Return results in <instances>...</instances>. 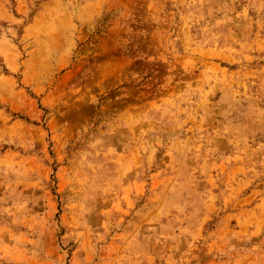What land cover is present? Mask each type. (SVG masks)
<instances>
[{"label": "rangeland", "instance_id": "rangeland-1", "mask_svg": "<svg viewBox=\"0 0 264 264\" xmlns=\"http://www.w3.org/2000/svg\"><path fill=\"white\" fill-rule=\"evenodd\" d=\"M0 109V264H264V0H0Z\"/></svg>", "mask_w": 264, "mask_h": 264}, {"label": "crops", "instance_id": "crops-1", "mask_svg": "<svg viewBox=\"0 0 264 264\" xmlns=\"http://www.w3.org/2000/svg\"><path fill=\"white\" fill-rule=\"evenodd\" d=\"M12 95H13V92H12ZM15 103H13V106H14V104H18L19 106L21 105L20 104V102H18V101H14ZM23 105V104H22ZM9 106L11 107L12 105L11 104H9ZM0 113H12V112H7V111H4V110H2V109H0Z\"/></svg>", "mask_w": 264, "mask_h": 264}]
</instances>
